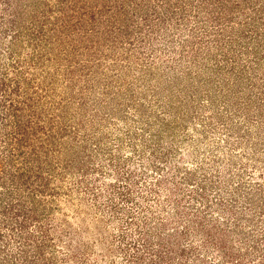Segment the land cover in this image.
Returning <instances> with one entry per match:
<instances>
[{
  "label": "rangeland",
  "instance_id": "obj_1",
  "mask_svg": "<svg viewBox=\"0 0 264 264\" xmlns=\"http://www.w3.org/2000/svg\"><path fill=\"white\" fill-rule=\"evenodd\" d=\"M0 264H264V0H0Z\"/></svg>",
  "mask_w": 264,
  "mask_h": 264
},
{
  "label": "trees",
  "instance_id": "obj_2",
  "mask_svg": "<svg viewBox=\"0 0 264 264\" xmlns=\"http://www.w3.org/2000/svg\"><path fill=\"white\" fill-rule=\"evenodd\" d=\"M25 259H26V261H28V258L27 257H25ZM28 263H31V262H28Z\"/></svg>",
  "mask_w": 264,
  "mask_h": 264
}]
</instances>
